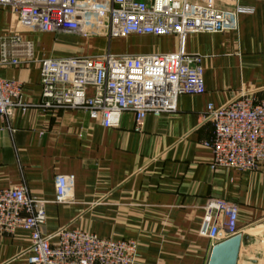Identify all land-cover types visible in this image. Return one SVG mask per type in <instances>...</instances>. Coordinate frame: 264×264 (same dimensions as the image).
<instances>
[{
    "label": "crops",
    "instance_id": "0c3cea01",
    "mask_svg": "<svg viewBox=\"0 0 264 264\" xmlns=\"http://www.w3.org/2000/svg\"><path fill=\"white\" fill-rule=\"evenodd\" d=\"M188 1L217 9L236 3ZM237 3L251 12L238 15L235 30L188 33L182 39L172 34L110 40L112 53L182 48L197 54L205 87L201 94L180 95L173 111L149 114L141 122L123 111L117 127H103L81 110L35 106L41 59L100 54L108 48L105 38L22 33L34 45L33 60L0 67V76L21 81L30 106L0 118V189L21 184L32 196L49 201L43 234L67 227L131 239L137 245L134 264H206L212 244L201 226L209 198L235 205L238 234L264 219V165L244 172L211 168V150L203 145L212 134L205 119L208 105L220 106L240 89L264 98V0ZM18 18L11 7L0 5V33L14 31ZM79 46L86 49L76 54ZM60 174H73L74 186L69 201L53 203ZM29 244L25 229L0 233V264H27Z\"/></svg>",
    "mask_w": 264,
    "mask_h": 264
},
{
    "label": "built area",
    "instance_id": "2783aa9c",
    "mask_svg": "<svg viewBox=\"0 0 264 264\" xmlns=\"http://www.w3.org/2000/svg\"><path fill=\"white\" fill-rule=\"evenodd\" d=\"M18 14L16 29L0 33V67L33 60L34 45L23 32L105 38L108 48L96 55H67L40 60L42 111L81 110L103 127H117L123 111L136 122L175 109L183 94L204 92L201 57L182 48L170 53H112L109 42L129 35H178L237 29V17L251 9L237 3L217 9L188 0H0ZM24 86L0 76V118L15 108L25 112ZM212 125L203 145L211 150L210 167L240 172L264 165V98L240 89L229 101L208 105ZM73 174L55 177L53 203L69 201ZM49 201L32 196L24 185L0 189V233L29 232L27 264H134L137 245L131 239H110L76 228L43 234ZM201 233L212 245L237 233L233 203L209 198L203 207Z\"/></svg>",
    "mask_w": 264,
    "mask_h": 264
},
{
    "label": "rangeland",
    "instance_id": "374dc122",
    "mask_svg": "<svg viewBox=\"0 0 264 264\" xmlns=\"http://www.w3.org/2000/svg\"><path fill=\"white\" fill-rule=\"evenodd\" d=\"M85 49L79 46L74 50L80 54ZM243 235H248L249 240L247 245L241 247L238 264H264V219L246 229Z\"/></svg>",
    "mask_w": 264,
    "mask_h": 264
},
{
    "label": "water",
    "instance_id": "95a60500",
    "mask_svg": "<svg viewBox=\"0 0 264 264\" xmlns=\"http://www.w3.org/2000/svg\"><path fill=\"white\" fill-rule=\"evenodd\" d=\"M248 235L235 234L212 245L206 264H237L241 247L247 245Z\"/></svg>",
    "mask_w": 264,
    "mask_h": 264
}]
</instances>
